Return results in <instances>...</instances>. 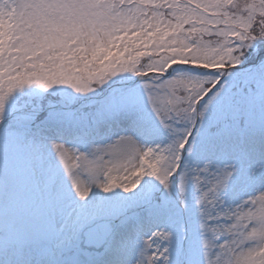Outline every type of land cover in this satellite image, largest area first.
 Segmentation results:
<instances>
[{
	"label": "snow or ice",
	"instance_id": "obj_1",
	"mask_svg": "<svg viewBox=\"0 0 264 264\" xmlns=\"http://www.w3.org/2000/svg\"><path fill=\"white\" fill-rule=\"evenodd\" d=\"M0 264H264V0H0Z\"/></svg>",
	"mask_w": 264,
	"mask_h": 264
}]
</instances>
